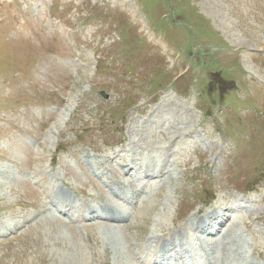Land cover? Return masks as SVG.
Masks as SVG:
<instances>
[{"label": "rangeland", "instance_id": "374dc122", "mask_svg": "<svg viewBox=\"0 0 264 264\" xmlns=\"http://www.w3.org/2000/svg\"><path fill=\"white\" fill-rule=\"evenodd\" d=\"M139 133L152 143L137 144L169 149L171 179L121 234L131 237L127 253L153 234L151 211L167 191L172 214L157 221L171 214L169 227L220 200L234 219L246 207L242 194L256 192L238 236L264 264L255 254L264 253V0H0V220L22 223L34 212L21 206L30 198L15 174L29 171L31 158L62 174L68 162L80 177L69 183L91 190L80 156L60 150L114 157ZM105 232V258L72 229L52 226L0 243V264H114L123 243Z\"/></svg>", "mask_w": 264, "mask_h": 264}, {"label": "bare ground", "instance_id": "6f19581e", "mask_svg": "<svg viewBox=\"0 0 264 264\" xmlns=\"http://www.w3.org/2000/svg\"><path fill=\"white\" fill-rule=\"evenodd\" d=\"M168 97L170 95L166 96V98ZM170 127L172 126H169L166 130L168 131ZM93 128L86 127L84 129ZM139 134L143 135V137L133 140L129 150H122L115 157L108 158L104 162L90 159V156L86 155L89 165L86 168L87 173H94L100 179L99 181L93 178L91 190L87 186L75 188L70 183H66V186L71 188L76 195L91 197L98 204H89L83 201V203H77L74 201L57 188V178L48 174L49 168L47 164L42 169L37 159L31 158L28 163L26 162L27 168L31 170L30 178H16V182L19 181L21 183V188L27 192L28 198H30V200L20 201L21 206L24 208L33 207L37 210V213L25 215L22 223L13 220L3 222L0 227L4 230V233L12 234L13 236L7 241L0 240V243L18 239L25 231L60 226L72 229L77 237V242L80 245L86 244L85 246L89 248L93 256L103 253L105 258L110 250H107V252L103 250L104 238L101 237L100 239V236L105 235V231L109 230L114 235L121 237L123 243L121 251L116 247L114 264H149L147 260L156 253L157 249L154 245L157 243L162 246L166 245L160 251L165 259H168L170 251L182 249L186 250L187 254H191L193 264H256L249 258V255L245 254L249 246L238 236V221L244 217L241 215V211H237L236 218L232 219L229 210L233 208V205L226 200H220L219 204L211 212H203L199 209L193 213L189 222L187 221L184 224L181 222L179 225L175 223L174 227H169L170 225H167L166 222L169 221L168 218L172 214L170 208L172 203L170 193L172 191H167L160 200V207L151 211V213L157 214L158 219L161 214L163 217L165 212L171 214L163 222L157 221L158 219L154 220V224L158 223L157 226H154V229L158 227V231L153 229L152 235H150L152 232L147 231L146 234L148 235L142 236L141 241L131 243L132 246H137L138 251L132 252L131 249L133 247L129 245V253H127L124 243L128 239L131 240V237L130 234L127 236H121V234L128 232V228L132 225L135 218L137 219L140 208L146 203L147 199L150 198L152 200L154 198L152 195L162 194L167 181L171 179L170 172H167L168 163L166 160V153L169 149L159 146L156 150H153L147 144H137V142L142 141L152 143L149 141V136L145 137L144 134ZM14 146L22 150L21 143ZM94 149L99 151V149ZM139 150L149 151V154L137 153ZM68 151L75 158H78L83 153L82 150L72 151L68 149ZM32 154L36 156L37 151L32 152ZM114 163L119 168H114ZM60 164L66 178H73L79 181L80 177L73 171L72 166L68 162L60 161ZM106 176L108 179H105ZM172 179L175 180V176ZM33 181L41 188V191L32 186ZM3 187L0 184L1 190ZM155 197L160 198L159 196ZM163 205L165 207L162 209ZM42 209L44 211H41ZM221 209L224 210L220 211ZM62 214L67 215V217L64 218ZM141 214L143 215V213ZM84 218L91 221L90 223L88 222V225L84 224L88 240L86 243L73 225L74 221H83ZM26 223L29 224L26 225ZM94 226L99 229L103 228L105 231L102 232L101 229L96 234H90L89 232L92 231ZM19 227H23V229L16 231ZM143 231L146 230L143 229ZM146 239L147 241L144 242ZM92 241L97 242L100 248L99 251H92L90 245ZM125 245L127 246V244ZM199 247L204 249V253L198 252L197 249ZM259 256L262 257L260 254ZM185 260V255L180 256L175 264H183ZM100 264L108 263L102 262Z\"/></svg>", "mask_w": 264, "mask_h": 264}]
</instances>
